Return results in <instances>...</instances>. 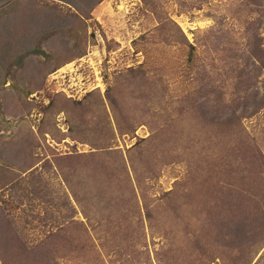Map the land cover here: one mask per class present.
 Wrapping results in <instances>:
<instances>
[{
    "label": "rangeland",
    "instance_id": "rangeland-1",
    "mask_svg": "<svg viewBox=\"0 0 264 264\" xmlns=\"http://www.w3.org/2000/svg\"><path fill=\"white\" fill-rule=\"evenodd\" d=\"M0 264H264V0H0Z\"/></svg>",
    "mask_w": 264,
    "mask_h": 264
}]
</instances>
